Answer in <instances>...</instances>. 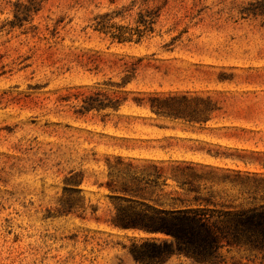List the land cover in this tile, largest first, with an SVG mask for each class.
<instances>
[{
  "label": "rangeland",
  "instance_id": "rangeland-1",
  "mask_svg": "<svg viewBox=\"0 0 264 264\" xmlns=\"http://www.w3.org/2000/svg\"><path fill=\"white\" fill-rule=\"evenodd\" d=\"M185 164L217 203L264 202V0H0V264H141L118 189Z\"/></svg>",
  "mask_w": 264,
  "mask_h": 264
},
{
  "label": "trees",
  "instance_id": "trees-1",
  "mask_svg": "<svg viewBox=\"0 0 264 264\" xmlns=\"http://www.w3.org/2000/svg\"><path fill=\"white\" fill-rule=\"evenodd\" d=\"M150 13L147 19L139 13L138 20L148 31L154 22ZM106 26L112 29L113 39L130 40L131 34L126 35L123 26L107 25L101 20L94 24L97 30ZM135 31L141 33L138 28ZM150 108L161 112L158 102H151ZM174 168L170 176L157 169L152 178H142L143 182H136L134 188L122 182L118 189L121 194L117 196L119 202L110 223L145 234L127 249L133 259L141 264H163L172 256H184L201 264H247L226 256L221 252L223 248L226 252L243 249L263 258L264 202L249 206L217 203L209 192L200 191L196 183L199 175L192 165ZM168 177L183 189L182 193L163 190ZM259 264H264V259Z\"/></svg>",
  "mask_w": 264,
  "mask_h": 264
}]
</instances>
